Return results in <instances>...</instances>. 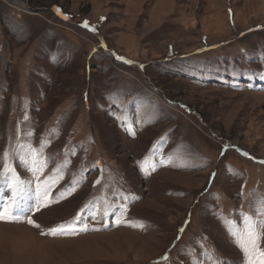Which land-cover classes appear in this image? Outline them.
Wrapping results in <instances>:
<instances>
[{
	"label": "rangeland",
	"instance_id": "obj_1",
	"mask_svg": "<svg viewBox=\"0 0 264 264\" xmlns=\"http://www.w3.org/2000/svg\"><path fill=\"white\" fill-rule=\"evenodd\" d=\"M0 173V264L259 260L264 0H0Z\"/></svg>",
	"mask_w": 264,
	"mask_h": 264
},
{
	"label": "snow or ice",
	"instance_id": "obj_2",
	"mask_svg": "<svg viewBox=\"0 0 264 264\" xmlns=\"http://www.w3.org/2000/svg\"><path fill=\"white\" fill-rule=\"evenodd\" d=\"M67 18V17H65ZM87 26V24H85ZM5 175V173H0V176ZM38 190L40 189V186L38 185ZM43 200L41 204L37 207V210H39V207H47L48 203L51 199L50 193L48 192L47 187L43 188ZM12 205L9 204L7 207L0 209V222H6V223H21L26 222L29 225H32L33 227L39 228L40 225L37 224L31 217H28L26 221H22L19 217L13 216L11 212ZM79 215V214H78ZM82 231H87V228L81 229ZM76 229L73 224L68 225H59L57 228L50 230L48 233H42V234H48V235H59V234H68V233H75ZM260 240V234L254 231H248L243 238L237 241L238 246H240L245 252L249 251V246L253 250H258V244ZM260 259L256 261H249V264H264V251L259 252Z\"/></svg>",
	"mask_w": 264,
	"mask_h": 264
}]
</instances>
